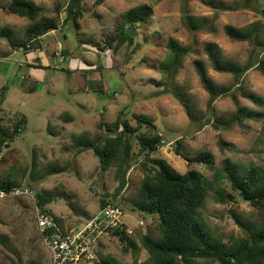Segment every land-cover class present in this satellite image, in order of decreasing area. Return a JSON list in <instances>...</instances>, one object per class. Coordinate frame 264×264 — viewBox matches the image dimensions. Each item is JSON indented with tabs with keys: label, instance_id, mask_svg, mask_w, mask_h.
<instances>
[{
	"label": "rangeland",
	"instance_id": "1",
	"mask_svg": "<svg viewBox=\"0 0 264 264\" xmlns=\"http://www.w3.org/2000/svg\"><path fill=\"white\" fill-rule=\"evenodd\" d=\"M34 1L46 15H55V0ZM142 2L153 5V13L147 22L135 28L130 26L135 32L134 42L115 52L104 45L103 35L114 32L121 13ZM215 4H235L237 8L220 10ZM262 9L264 0H102L98 4L95 0H86V11L78 17V26H74L71 20L64 22L66 13L62 11L59 28L48 31L39 46L33 49L37 50V57L29 53L32 50L25 53L18 49L11 60H16L19 67L13 68L8 56L0 61V73L6 70L2 74L9 80L10 89L4 105L10 108L11 116L17 111L27 118L25 130L10 142L11 148H7L4 154L0 153V177L14 168L22 188L31 190L33 194L48 191L53 196L45 208L56 216L64 230H79L101 209V199H112L111 194L118 181L113 168L99 169L98 159L92 150L73 147L72 137L85 130L95 136L102 131L97 126L100 118L109 122L122 113L133 125L138 123L135 115L149 118L162 138L178 139L173 152L158 148L153 156L166 159L180 172L190 166L184 156H194L201 151H210L214 155V167H220L225 156L240 171L249 163L264 166V115L259 120L232 123L229 129L218 123L219 127L213 126L214 120H227L236 105L227 92L209 106V94L192 63L194 58H203L214 85L229 86L233 83L232 74L212 67L202 50L203 43H216L226 57L240 64L250 61L251 67L243 76L242 86L263 102L256 104L237 91L239 103L264 113V73L257 66L258 61L264 60V47L255 48L248 40H232L223 29L225 24L241 27L258 19L264 23ZM186 12L209 18L217 13L214 20L216 29L190 32L182 20ZM0 24L11 26L15 36L19 37L27 19L1 9ZM169 38L180 43H192L200 50L185 56L175 79L171 80L180 85L190 100L192 117L171 93L159 92L170 89V83L160 84L162 73L151 67L152 63L166 56ZM97 43L103 50L97 47ZM37 65L40 70L28 73L30 66ZM23 74L31 77L23 80ZM31 78H36V82ZM29 81L34 89L24 91L21 84ZM64 110L72 117L68 121L60 116ZM207 119H210L209 123ZM146 129L147 124L143 123L140 130ZM219 137L226 143L222 151L217 143ZM57 165L63 166L64 170L51 169ZM191 167L212 176L213 169L204 163L192 164ZM142 177L143 171L135 163L127 173L126 186L118 195L122 210L120 218L125 228L131 230L128 232L130 237L138 244L139 234L155 236L158 233L157 216L130 208V201L136 197ZM226 188L230 191L228 186ZM20 201L29 203L31 207L25 196L0 199V264H47L51 252L41 238L35 214L29 217V212L23 209L20 215ZM232 211L246 223L259 224L262 219L260 210L248 202L238 198L235 203H222L214 198L211 190L200 208L208 227L227 243L245 233ZM208 234L213 237V234ZM96 244L99 249L97 260L132 263L133 252L124 251L118 237L111 232L99 235ZM146 257V250L141 248L139 260ZM202 260L197 259L195 264ZM94 261L85 260L79 264H95ZM210 264L219 263L212 261Z\"/></svg>",
	"mask_w": 264,
	"mask_h": 264
},
{
	"label": "trees",
	"instance_id": "2",
	"mask_svg": "<svg viewBox=\"0 0 264 264\" xmlns=\"http://www.w3.org/2000/svg\"><path fill=\"white\" fill-rule=\"evenodd\" d=\"M101 1L95 0V3ZM215 6L220 10L237 8L235 4H215ZM0 8L7 13L27 19L23 34L19 37L15 36L11 26L0 24V38L6 39L11 48L27 52L39 46L48 31L59 28V14L62 11L66 13L64 22L71 20L74 26H78V17L86 11V0H55V15L50 16L46 15L34 0H0ZM152 13L153 5L150 3L142 2L130 6L121 13L114 32L103 35L102 42L114 52L124 45H131L136 37L129 35L128 28L130 26L135 28L147 22ZM262 14L264 15V9ZM216 17L217 13L209 18L186 12L182 20L190 32H210L216 29L214 24ZM223 29L232 40H248L255 48L264 47V23L259 19L241 27L225 24ZM97 47L103 50L98 43ZM166 47V56L151 64V67L162 73L163 79L160 84L170 83V89L165 88L159 92L171 93L192 117L190 100L185 96L180 85L171 80L175 79L185 56L193 51L199 53L200 50L192 43H180L174 38L167 40ZM202 50L215 70L231 73L233 76L231 85L215 86L207 74L204 59L197 57L192 61L203 88L209 94L208 105L212 106L217 97L227 92L236 105L235 111L227 120H214L212 125L219 127L216 124L218 123L221 127L229 129L232 123L262 118L263 112L241 105L238 99L237 91L256 104L263 102L260 97L247 92L242 86L243 76L251 67L250 61L240 64L226 57L217 44L211 41H205ZM257 66L264 73V60L258 61ZM26 89L32 91L34 88L31 84ZM122 114L109 122L100 118L97 126L102 131L91 136L85 130L72 137V146L80 150H92L98 159L101 171L110 168L115 170L117 187L111 194V200L101 199V208L107 204L119 206L118 195L126 186L127 173L135 163L143 171L136 197L130 201V208L145 215L157 216V235L139 234L140 244H138L125 228L116 227L111 230V234L118 237L123 250L133 252L134 258L131 264H195L199 258L203 260L198 264H210L212 261H217L219 264H264V166L249 163L240 171L236 164L225 156L221 159L220 167H214V155L210 151H201L194 156H184L187 165L190 166L186 171L180 172L166 159L153 156L162 139V135L156 131V125L149 118L140 115H135L138 123L133 125L130 119ZM10 116L11 113L7 112L0 120V153L3 154L7 148H11L10 142L25 129L27 123L23 113L15 111ZM60 116L66 121L72 118L66 110L62 111ZM207 120L209 123L210 119ZM143 123L147 124V129L150 131L140 130ZM217 143L222 151L226 145L225 141L219 137ZM203 163L213 169L211 177L191 167L192 164ZM51 169L62 171L64 167L57 165ZM0 187L3 189L22 187L14 168L7 170L0 177ZM210 190L214 198L222 203L228 201L235 203L238 198L248 202L252 207L260 210L261 222L259 224L243 222L232 211L236 222L245 233L230 243L218 238L200 213L203 201ZM35 196L38 204L44 208L53 199L48 191H37ZM208 232L213 234V237ZM141 248L146 250L147 257L140 261L138 254ZM94 263L117 264L110 259H99Z\"/></svg>",
	"mask_w": 264,
	"mask_h": 264
},
{
	"label": "built area",
	"instance_id": "3",
	"mask_svg": "<svg viewBox=\"0 0 264 264\" xmlns=\"http://www.w3.org/2000/svg\"><path fill=\"white\" fill-rule=\"evenodd\" d=\"M0 103V120L6 116ZM10 113V111H9ZM158 148H165L173 152L177 148V139L166 140L162 138ZM29 195L33 202L35 221L43 242L51 252L50 264H79L85 260H97L99 249L96 239L103 233H110L113 228L124 229L120 216L122 210L119 206L105 205L77 231H66L56 219V216L41 207L35 194L22 187L3 189L0 187V198L9 196ZM131 232L130 229H126Z\"/></svg>",
	"mask_w": 264,
	"mask_h": 264
},
{
	"label": "crops",
	"instance_id": "4",
	"mask_svg": "<svg viewBox=\"0 0 264 264\" xmlns=\"http://www.w3.org/2000/svg\"><path fill=\"white\" fill-rule=\"evenodd\" d=\"M1 10V9H0ZM48 34V32L45 34V35H47ZM45 35L43 36V38L45 37ZM37 49H39V48H37ZM16 49H13V48H11L9 45H8V43H7V41H6V39H4V38H0V61L2 60V57H6V56H8V60L13 64L12 66H13V68H17V66L19 65V63L16 61V60H11L12 58H15V56H16ZM31 51V50H30ZM35 52H37V50H32L31 52H29V53H32L35 57H37V55H36V53ZM25 53H28V51L27 52H25ZM39 65V64H38ZM30 66V72H28V73H34V70L35 71H37V70H40L39 68H36V67H39V66ZM20 66V65H19ZM18 66V67H19ZM2 72H4V73H6V70H2L1 71V73H0V103H1V105H2V108L4 109V111L6 110V111H11L10 110V108H8V107H6L5 105H4V98L6 97V93L7 92H9L10 91V89L8 88L9 86H8V82H9V80L8 79H6L5 78V75L4 74H2ZM22 79L23 80H25V79H28V78H30L31 76L29 75V74H23L22 75ZM31 79H33V81L35 80L36 81V78H31ZM32 83H31V81H29V82H27V83H22L21 84V87H22V89L24 90V91H29L28 89H26V87L28 86V85H31ZM10 86H12V85H10ZM26 89V90H25ZM27 124V123H26ZM25 130V129H24ZM23 130V131H24ZM11 147V146H10ZM29 190V189H28ZM31 191V190H30ZM32 192V191H31ZM19 196H25V197H27L28 199H29V202H30V204H31V207H33V202H32V199L30 198V196L29 195H19ZM9 197H18V196H9ZM1 198H4V197H1ZM0 198V199H1ZM27 201V200H26ZM28 202V201H27ZM20 203V205H21V214L20 215H22V212H23V209L24 210H27V212H29V217H32L33 216V212H34V210H33V208H31L30 207V205H29V203H25L24 201H20L19 202ZM25 217V216H24ZM50 260L47 262V264H50V262H51V256H50V258H49Z\"/></svg>",
	"mask_w": 264,
	"mask_h": 264
},
{
	"label": "water",
	"instance_id": "5",
	"mask_svg": "<svg viewBox=\"0 0 264 264\" xmlns=\"http://www.w3.org/2000/svg\"><path fill=\"white\" fill-rule=\"evenodd\" d=\"M128 31H129V35L130 36H134L135 35V32H134V30H132L131 27L128 28Z\"/></svg>",
	"mask_w": 264,
	"mask_h": 264
}]
</instances>
